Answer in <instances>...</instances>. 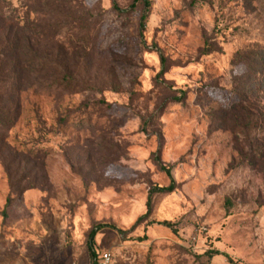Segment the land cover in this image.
<instances>
[{"label": "rangeland", "instance_id": "obj_1", "mask_svg": "<svg viewBox=\"0 0 264 264\" xmlns=\"http://www.w3.org/2000/svg\"><path fill=\"white\" fill-rule=\"evenodd\" d=\"M58 1L71 86L0 81V264H93L102 223L96 262L264 264V0Z\"/></svg>", "mask_w": 264, "mask_h": 264}, {"label": "trees", "instance_id": "obj_2", "mask_svg": "<svg viewBox=\"0 0 264 264\" xmlns=\"http://www.w3.org/2000/svg\"><path fill=\"white\" fill-rule=\"evenodd\" d=\"M148 4L149 2L144 0L145 12L140 18L141 28L145 25ZM21 7L25 9H18L16 7L13 9L6 1L0 0V81L9 83L10 89H14V97L25 87H30L38 93H49L70 87L73 79L69 75L64 74L62 77L57 75V77L50 80L47 79L45 74L49 68L58 73L60 53L64 49L60 43L59 30L62 27L71 26L76 20L72 19L66 26H64V22H59L62 26L60 29L58 28V23L49 25L43 21L42 17L50 15L52 12H64L60 10L58 0H27ZM31 14L39 15L40 18L36 16L31 19ZM76 24L78 26L82 25L80 22H76ZM78 35L82 36H79L74 42L89 40L87 31H83ZM47 37H49V40L53 39L54 54L49 47L41 43ZM72 43L70 42V44ZM2 94L5 95L6 93ZM13 112L15 121V105ZM0 120L3 119L0 118ZM159 168L167 174L170 182L166 186L154 185L150 189L148 206L150 205V198L153 193L171 192L174 189L175 181L171 176L170 169L161 162H159ZM15 188L12 181L11 191L14 193L18 191ZM10 200L11 197H8L6 205L9 204ZM164 224L168 226L172 225L166 222ZM106 226L113 227L110 224L102 223L93 227L89 232L88 250L93 264H98L94 249L95 234L99 229ZM204 254L211 260L220 253L217 250L208 249Z\"/></svg>", "mask_w": 264, "mask_h": 264}, {"label": "built area", "instance_id": "obj_3", "mask_svg": "<svg viewBox=\"0 0 264 264\" xmlns=\"http://www.w3.org/2000/svg\"><path fill=\"white\" fill-rule=\"evenodd\" d=\"M98 264H111V253L109 251L103 252L99 256Z\"/></svg>", "mask_w": 264, "mask_h": 264}]
</instances>
